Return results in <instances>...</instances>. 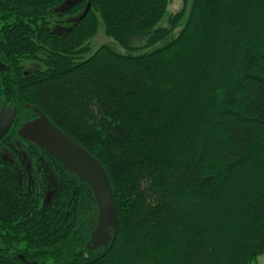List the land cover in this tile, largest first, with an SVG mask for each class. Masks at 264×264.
<instances>
[{
	"label": "trees",
	"instance_id": "16d2710c",
	"mask_svg": "<svg viewBox=\"0 0 264 264\" xmlns=\"http://www.w3.org/2000/svg\"><path fill=\"white\" fill-rule=\"evenodd\" d=\"M65 1L0 0V109L17 113L0 134V264H215L234 238L227 264H254L264 253V0H190L185 20L182 8L165 25L168 0H85L57 37L47 18ZM98 24L122 49H143L83 58ZM40 49L44 67L22 76ZM35 108L106 172L116 220L105 245L86 247L88 186L18 136Z\"/></svg>",
	"mask_w": 264,
	"mask_h": 264
},
{
	"label": "rangeland",
	"instance_id": "374dc122",
	"mask_svg": "<svg viewBox=\"0 0 264 264\" xmlns=\"http://www.w3.org/2000/svg\"><path fill=\"white\" fill-rule=\"evenodd\" d=\"M82 1L81 4L76 8V11L71 10L73 9L74 6H72L73 2H76V0H66L63 3L58 4L57 6L54 7V12H49L48 15V26L51 29V31L58 36H62L64 33H66L71 27L72 23L77 19L81 18L82 15L85 12L84 6L86 4L85 0H80ZM189 5H190V0H168L167 5L165 8V11L163 13L162 19L159 22L160 25H165L167 22V17L180 10L184 9V15L183 18L185 20L188 10H189ZM69 7V8H68ZM53 10V7L51 8ZM225 10V9H224ZM227 11V10H226ZM226 14V13H224ZM46 25H47V20H46ZM136 44V41L133 42ZM142 43H139L138 45L136 44V47H140ZM85 45H88L89 49L88 52L83 54V58L87 57L88 55H92L96 50L101 48L102 46H107L110 47L112 50H116L119 53H137L140 52L143 48H137L135 50L130 49L129 51L122 49L121 47L117 46L115 43L114 39L108 36L105 31L104 27L102 24H98L95 28L94 34L87 39L83 47ZM37 49V44L36 46L33 47V50ZM46 50V49H45ZM41 53V49L38 51H33L31 52V56L28 57L26 56L22 63L20 64L21 69H20V74L22 76H28L30 73L34 72H39L44 66L43 62H41L43 54L39 55ZM49 53V52H48ZM51 55V53H49ZM36 55V56H35ZM190 57V56H189ZM6 65L0 60V70L5 69ZM183 83L185 82L184 79ZM175 96V95H173ZM209 97H206L205 99L201 100L202 102H205ZM177 98L175 99V101ZM194 116L191 115L189 119H193ZM15 120H17V113H16V105L9 102V104H6L2 106L0 109V134L4 133L6 130V127L9 126L11 127L12 124L16 123ZM192 138L190 141L191 145ZM198 147V145L194 146ZM192 147L191 149H193ZM189 155V154H188ZM192 154H190L191 156ZM183 157L185 155H182ZM38 192V187L36 186L35 188H32V193ZM230 197V193L228 195ZM40 199H42L43 204H48L51 202L52 198L50 195H45L42 196ZM229 206V205H228ZM214 224V222H213ZM232 223L229 222L228 225H231ZM215 227V226H214ZM113 226L112 225H104L103 228L101 229L100 232L97 231V229H93L90 232V240L86 243V247L89 248H94L96 246H101L105 245V243L108 241L110 236L113 233ZM233 237V235H232ZM237 239L234 238L231 240L229 243H224L221 245H218V248L216 249L215 256H214V263L215 264H227L228 258L231 255V252L233 250V241H236ZM231 259V258H230ZM229 259V260H230ZM254 264H264V253L261 255H258L255 259Z\"/></svg>",
	"mask_w": 264,
	"mask_h": 264
},
{
	"label": "water",
	"instance_id": "95a60500",
	"mask_svg": "<svg viewBox=\"0 0 264 264\" xmlns=\"http://www.w3.org/2000/svg\"><path fill=\"white\" fill-rule=\"evenodd\" d=\"M36 116L23 122L19 137L29 140L53 156L64 168L79 177L90 189L96 207V229L114 225L116 220L112 191L106 172L100 163L79 143L55 126L43 112L35 108Z\"/></svg>",
	"mask_w": 264,
	"mask_h": 264
}]
</instances>
